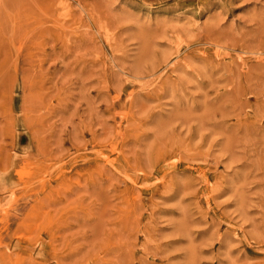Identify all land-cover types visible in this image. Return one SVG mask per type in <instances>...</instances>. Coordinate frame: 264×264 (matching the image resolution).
Returning a JSON list of instances; mask_svg holds the SVG:
<instances>
[{
	"label": "rangeland",
	"instance_id": "rangeland-1",
	"mask_svg": "<svg viewBox=\"0 0 264 264\" xmlns=\"http://www.w3.org/2000/svg\"><path fill=\"white\" fill-rule=\"evenodd\" d=\"M0 264H264V0H0Z\"/></svg>",
	"mask_w": 264,
	"mask_h": 264
},
{
	"label": "bare ground",
	"instance_id": "bare-ground-1",
	"mask_svg": "<svg viewBox=\"0 0 264 264\" xmlns=\"http://www.w3.org/2000/svg\"><path fill=\"white\" fill-rule=\"evenodd\" d=\"M10 20V19H9ZM16 65V64H15ZM16 67V66H15Z\"/></svg>",
	"mask_w": 264,
	"mask_h": 264
}]
</instances>
